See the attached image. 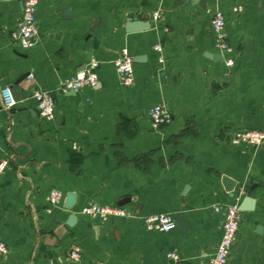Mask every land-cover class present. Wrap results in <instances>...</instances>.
<instances>
[{
    "label": "crops",
    "instance_id": "1",
    "mask_svg": "<svg viewBox=\"0 0 264 264\" xmlns=\"http://www.w3.org/2000/svg\"><path fill=\"white\" fill-rule=\"evenodd\" d=\"M22 9V0H0V87L16 100L0 102V264H72L73 245L81 264H209L224 220L214 207L246 195L254 208L240 211L226 264H264V142H229L264 131V0H37L38 40L27 50L11 39ZM215 11L231 66L205 55L221 54ZM133 19L149 27L127 31ZM122 48L133 58L127 86L113 64ZM84 67L95 85L59 90ZM34 88L53 95L54 119L39 116ZM159 103L171 121L154 128L148 111ZM52 190L62 199L50 207ZM89 203L131 216L82 215ZM154 213L184 215L189 229L147 230L141 217Z\"/></svg>",
    "mask_w": 264,
    "mask_h": 264
},
{
    "label": "built area",
    "instance_id": "2",
    "mask_svg": "<svg viewBox=\"0 0 264 264\" xmlns=\"http://www.w3.org/2000/svg\"><path fill=\"white\" fill-rule=\"evenodd\" d=\"M22 16L17 29L12 33L11 39L21 49L27 50L34 46L38 40V29L36 19L37 0H22ZM153 17L158 18V14L154 13ZM210 26L214 34V41L218 51L223 55L224 62L227 66L233 65L234 59L230 55L232 48L229 45L225 35V19L221 11H215L212 15ZM154 49L161 53L160 45H155ZM159 61H163L161 54ZM113 64L122 85H130L134 80L133 58L126 48H122L119 54L113 60ZM93 63L91 66H94ZM28 80H32V76H27ZM98 77L96 73L90 70V67H84L76 71L71 77L63 80L59 85L62 92L77 91L85 85L93 86L97 83ZM32 97L36 102L39 116L46 120H52L55 117L53 95L48 90L34 88ZM0 102L4 108H12L16 104V100L11 93L9 87H0ZM151 124L154 128L160 125L169 124L171 116L165 106L161 103L152 106L148 111ZM232 144L247 143L259 146L264 142V131L252 129L237 132L229 137ZM8 160L0 161V177L7 167ZM62 199V193L58 190H52L47 196V202L50 207L57 206ZM216 211L222 209L224 211V220L222 224V234L220 241L210 258L209 264H226V261L232 250L240 219V210L238 203L223 206L216 205ZM80 213L85 216L106 220L110 217H129L130 212L119 205H100L97 203H89L80 209ZM142 223L147 230L169 231L176 227L175 219L165 213H154L141 217ZM7 252L6 244L0 240V253ZM68 259L72 264H81L82 249L78 245H73L68 250ZM172 259H176L174 253H168Z\"/></svg>",
    "mask_w": 264,
    "mask_h": 264
},
{
    "label": "water",
    "instance_id": "3",
    "mask_svg": "<svg viewBox=\"0 0 264 264\" xmlns=\"http://www.w3.org/2000/svg\"><path fill=\"white\" fill-rule=\"evenodd\" d=\"M149 27V23L148 22H141V21H137V20H131L129 21L128 25H127V31H134V30H144L147 29ZM205 55L211 59L214 60H223V56L221 54H212V53H208L206 52ZM142 57H138L135 60H140ZM225 181H227L228 183L230 182V179L227 177H224ZM124 201H120V204L123 203ZM75 203V193L73 192H69L66 195L65 198V202L64 204L67 207H72ZM238 208L240 211L243 210H252L254 208V199L249 196L246 195L242 198V200L240 201V203L238 204ZM76 220V217L74 214H71L69 216V223H72ZM175 223L176 226L179 227L181 229V231L186 232L189 229V225L184 217V215H179L178 217L175 218ZM243 246H244V242L240 243V247H239V251L243 250ZM177 264H181V263H177Z\"/></svg>",
    "mask_w": 264,
    "mask_h": 264
}]
</instances>
